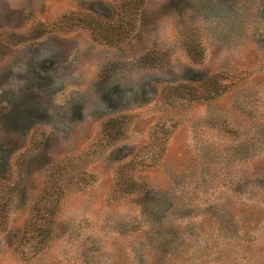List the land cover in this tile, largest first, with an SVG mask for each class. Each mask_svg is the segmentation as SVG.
I'll use <instances>...</instances> for the list:
<instances>
[{"label":"rangeland","instance_id":"obj_1","mask_svg":"<svg viewBox=\"0 0 264 264\" xmlns=\"http://www.w3.org/2000/svg\"><path fill=\"white\" fill-rule=\"evenodd\" d=\"M263 156L264 0H0V264H264Z\"/></svg>","mask_w":264,"mask_h":264},{"label":"trees","instance_id":"obj_2","mask_svg":"<svg viewBox=\"0 0 264 264\" xmlns=\"http://www.w3.org/2000/svg\"><path fill=\"white\" fill-rule=\"evenodd\" d=\"M204 80H208V79H204ZM260 160H264V156L261 157L260 159H258L257 161H255L256 163H259L260 164ZM262 163V162H261ZM259 174V173H258ZM261 174V173H260ZM264 174L261 176V178H263ZM264 180V179H263ZM157 195L156 193H154V196ZM44 206V205H43ZM37 206H34V210H36ZM46 225V224H45ZM44 225V226H45ZM48 225V224H47ZM43 223L42 221L41 222H38L37 221V217H35V214L30 217L29 221H28V224L26 226V230L24 231V234L23 235L26 239L25 241H28V242H32L33 240H36V241H43L41 238L38 239V233H41L43 231ZM256 227H253V228H242V231H244L247 235H249V239L246 241V242H253L254 240L256 241L257 240V231L255 230ZM252 234V235H251ZM38 239V240H37ZM250 242V243H251ZM143 264V263H142Z\"/></svg>","mask_w":264,"mask_h":264}]
</instances>
